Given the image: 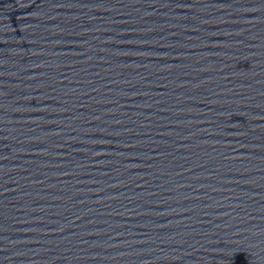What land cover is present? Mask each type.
Masks as SVG:
<instances>
[{
  "label": "water",
  "instance_id": "1",
  "mask_svg": "<svg viewBox=\"0 0 264 264\" xmlns=\"http://www.w3.org/2000/svg\"><path fill=\"white\" fill-rule=\"evenodd\" d=\"M0 264H264V0H0Z\"/></svg>",
  "mask_w": 264,
  "mask_h": 264
}]
</instances>
